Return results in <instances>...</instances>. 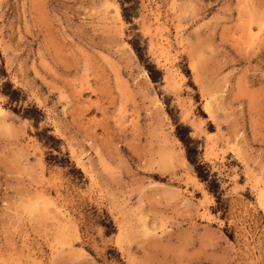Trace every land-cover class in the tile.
I'll return each mask as SVG.
<instances>
[{"label":"rangeland","instance_id":"1","mask_svg":"<svg viewBox=\"0 0 264 264\" xmlns=\"http://www.w3.org/2000/svg\"><path fill=\"white\" fill-rule=\"evenodd\" d=\"M0 59V264H264V0H0Z\"/></svg>","mask_w":264,"mask_h":264},{"label":"trees","instance_id":"2","mask_svg":"<svg viewBox=\"0 0 264 264\" xmlns=\"http://www.w3.org/2000/svg\"><path fill=\"white\" fill-rule=\"evenodd\" d=\"M130 44L134 49L139 61L146 69L151 81L154 83H160L163 76L162 70L156 67V65L153 63L148 62L147 59L143 57V51L135 40H131ZM0 95L6 98L7 105H9L10 109L14 113L20 115L22 118L31 120L35 126H37V123L43 119L44 115L41 109L38 108L37 104L35 102L28 101L22 90L14 86V84L9 79H7L6 69L1 59ZM166 110L172 119L174 125V134L182 144L186 159L192 165L196 176L205 183L206 188L215 196L216 201H219L220 196L216 173L211 171L209 164L202 161L198 156L200 153L198 149V139L191 135L192 130L187 124L174 118L169 108ZM35 136L45 147L49 149V154L47 157L49 161L60 164L69 162L68 157L62 158L64 153L61 151L59 145L61 140L51 133L50 128L43 127L40 131L35 133Z\"/></svg>","mask_w":264,"mask_h":264},{"label":"bare ground","instance_id":"3","mask_svg":"<svg viewBox=\"0 0 264 264\" xmlns=\"http://www.w3.org/2000/svg\"><path fill=\"white\" fill-rule=\"evenodd\" d=\"M260 22H261V21H260ZM257 27H258V28H260V27H261V25H259V26L257 25Z\"/></svg>","mask_w":264,"mask_h":264}]
</instances>
